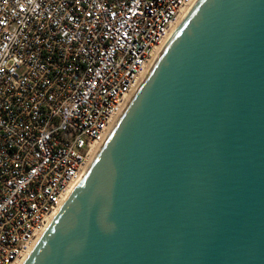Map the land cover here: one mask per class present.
<instances>
[{
	"label": "water",
	"instance_id": "95a60500",
	"mask_svg": "<svg viewBox=\"0 0 264 264\" xmlns=\"http://www.w3.org/2000/svg\"><path fill=\"white\" fill-rule=\"evenodd\" d=\"M24 264H264V0H197Z\"/></svg>",
	"mask_w": 264,
	"mask_h": 264
},
{
	"label": "built area",
	"instance_id": "2783aa9c",
	"mask_svg": "<svg viewBox=\"0 0 264 264\" xmlns=\"http://www.w3.org/2000/svg\"><path fill=\"white\" fill-rule=\"evenodd\" d=\"M196 1L0 0V264L25 263Z\"/></svg>",
	"mask_w": 264,
	"mask_h": 264
},
{
	"label": "bare ground",
	"instance_id": "6f19581e",
	"mask_svg": "<svg viewBox=\"0 0 264 264\" xmlns=\"http://www.w3.org/2000/svg\"><path fill=\"white\" fill-rule=\"evenodd\" d=\"M191 8H192V7H191ZM191 8H188V9L185 11V13L183 14V16H182V17L180 18V20L178 21V23L173 27L170 36L172 35V33L175 31V29L178 27V25L180 24V22L183 20V18L186 16V14L189 12V10H190ZM170 36H169V38H170ZM167 41H168V40H167ZM165 44H166V42H165ZM165 44H164V45H165ZM164 45H163V46H164ZM157 56H158V55H157ZM157 56H156V57H157ZM156 57H155V59H156ZM155 59H154V60H155ZM153 62H154V61H153ZM153 62L151 63V65L153 64ZM151 65H150V67H151ZM150 67H149V68H150ZM149 68H148V70H149ZM148 70H147V71H148ZM145 75H146V73H145ZM145 75H144V76H145ZM144 76L142 77V79L144 78ZM142 79H141V81H142ZM140 83H141V82H140ZM140 83H139V84H140ZM138 86H139V85H138ZM137 88H138V87H137ZM132 96H133V94H132L130 97H132ZM130 97H129L128 102H129L130 99H131ZM128 102H127V103H128ZM117 120H118V119H117ZM116 122H117V121H116ZM73 190H74V188H73ZM73 190H71V193H72Z\"/></svg>",
	"mask_w": 264,
	"mask_h": 264
}]
</instances>
